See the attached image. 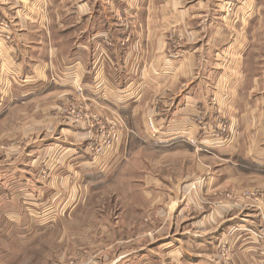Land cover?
Masks as SVG:
<instances>
[{
    "label": "crops",
    "instance_id": "crops-1",
    "mask_svg": "<svg viewBox=\"0 0 264 264\" xmlns=\"http://www.w3.org/2000/svg\"><path fill=\"white\" fill-rule=\"evenodd\" d=\"M228 1L0 0V124L9 112L28 110L22 134L30 140L37 174L33 185L25 183L30 193L23 203L43 200L44 223L56 222L69 213L70 201L82 200L78 188L88 196L86 188L97 181L84 184L98 179L97 165L106 156L101 174L111 176L107 188L119 181V169L142 167L132 163L139 152L170 154L178 166L200 154L212 168L209 174L201 166L182 171L172 182L164 174L134 172L126 199L164 203L144 208L152 221L143 229L159 230L161 238L147 235L138 249L93 264H225V251L233 264H264V239L253 235L264 230V0H236L232 17L224 14ZM169 34L185 39L175 53ZM80 89L92 106L110 112L108 124L116 116L126 122L117 125L119 144L102 159L86 155L99 127L54 114L59 98L75 99ZM223 117L228 131L209 132ZM40 168L50 174L44 187ZM0 174L22 175L12 169ZM193 183L196 191L181 203L182 188ZM245 184L260 191L255 200L247 198L250 207L244 198L236 207L217 202ZM21 200L12 189L0 196V215L17 229ZM157 219H165L167 228ZM233 232L234 241L228 239Z\"/></svg>",
    "mask_w": 264,
    "mask_h": 264
},
{
    "label": "rangeland",
    "instance_id": "rangeland-1",
    "mask_svg": "<svg viewBox=\"0 0 264 264\" xmlns=\"http://www.w3.org/2000/svg\"><path fill=\"white\" fill-rule=\"evenodd\" d=\"M235 4L236 0H229L224 14L230 17L234 16L237 8ZM119 18L121 19L122 16L119 15ZM229 27L230 29L235 28V24L230 23ZM127 40H125V43L129 41ZM167 40L172 53L179 50L185 43L183 37L173 34H169ZM262 63L261 74L264 78V61ZM78 94L79 96L75 99H68V96L59 98L54 107L57 113L54 111V114L57 118L63 120L76 115L78 120L82 122V126L99 127L100 131H95L94 138L92 137L93 139L88 142L87 149H85L86 155L91 157V160L96 157L102 159L108 151L119 144L121 131L118 130L117 125H124L125 127L126 122L123 118L118 119V116H116L117 120L113 121V125L108 124L107 117L110 112L106 110L105 106H101V108L92 106L91 103L93 101L86 98L84 89H80ZM216 107L218 106L216 105ZM27 112L28 110H23L19 114L18 111L9 112L3 123L0 124V131L5 133L15 132L10 136H0V172L2 170L9 172L12 169L22 174L13 177L7 174L1 176L0 174V187L3 185V189L0 188V196L6 189H12L18 194L20 193L21 204L24 201V197H28L26 193H30V190L24 189L27 187L25 183L33 185L31 179L37 174V169L32 166L33 161H30L33 158H29L30 140L22 134V126L25 124L24 118L28 116ZM219 120H217V124H219L217 129L211 130L209 128V132L228 131L227 119L223 117ZM148 127L150 133H157L153 119H148ZM101 128L103 131H101ZM216 134L212 135L215 136ZM94 145L100 146L101 151L99 153V149ZM123 154L120 157L121 159H125ZM106 158L107 156L103 158L105 160L97 165L98 174L96 177L98 179H93V176L88 177L90 179L84 184V186L86 184L89 185V182L95 180L97 182L94 189L93 187L86 188L88 189V196L85 198L84 192L87 191L81 185L82 187L78 188L77 192L83 191L82 200L70 201L69 203H73V206L70 208L71 204L68 205L66 210L69 209V213L61 215L62 217L59 216L60 218L58 217L56 222L51 223L53 226L49 223H44L46 214L43 212V207H45L43 200L37 202L39 205L29 204L30 201H26V206L24 203L22 204L25 209L24 214L22 213L23 218L20 222V228L18 229L14 220H9V222L8 219L10 217L7 218L8 216L0 215V224H3L0 227V264H93V261L96 262L98 259L104 263L108 261L109 257H118L124 250H136L140 246V240H147V235L150 237L156 234L157 238H161L157 234L159 230L151 229L146 233V229H143L145 224H149L152 221L150 218L151 214L147 213L144 208L163 206L164 203L160 202V200L126 199V192L132 189L129 181L135 179L134 172L144 170L151 174L155 173L154 175L163 176L164 174L169 182H172L173 176L181 174L182 171L198 172L199 166L208 174L212 173V168L203 163V157L200 154L191 156L190 159L186 158L184 165L178 166L176 164L177 157L170 154L157 155L139 152L134 156L132 163L140 162L143 164L142 167L137 164L129 168L131 171L128 168L123 172L121 171L122 169H119L120 173L117 172L116 175H119L117 177L119 181L107 188V180L111 176L107 177L101 174L106 171L107 166L104 164L108 160ZM126 159H128V156ZM39 171L40 184L42 187L47 186L50 178L49 171L43 168H40ZM129 176L131 177L129 178ZM28 180L29 182H26ZM133 186H136V184H133ZM19 188H22V190H19ZM241 188L238 189L237 193L231 189L217 202L223 204L228 202L229 207H236L242 203L243 199L241 198H244L245 204L243 206L250 207L251 199L247 200V198L255 200L258 198L260 191L254 185L247 186L245 184ZM196 189L197 185L194 183L188 189L184 190L182 188L181 191L184 194L181 196V203H186L189 195ZM39 192L42 193L43 191L39 189ZM71 210L72 212H70ZM1 212L2 208L0 209ZM156 224L161 229L167 228L165 219H157ZM14 225L16 226L14 227ZM235 235L234 232L228 234V239L234 241ZM253 235L258 239H264V230ZM153 238L157 239L156 236ZM229 255L225 251V259H223L225 264H233V258Z\"/></svg>",
    "mask_w": 264,
    "mask_h": 264
},
{
    "label": "built area",
    "instance_id": "built-area-1",
    "mask_svg": "<svg viewBox=\"0 0 264 264\" xmlns=\"http://www.w3.org/2000/svg\"><path fill=\"white\" fill-rule=\"evenodd\" d=\"M4 25H5V23H3V21L0 20V27H4ZM0 37H1V35H0ZM94 146L99 149V151H98V153H99L101 151L100 146H98V145H94Z\"/></svg>",
    "mask_w": 264,
    "mask_h": 264
}]
</instances>
